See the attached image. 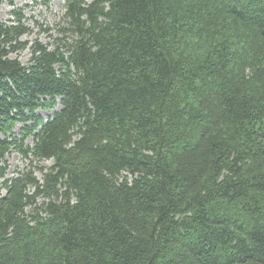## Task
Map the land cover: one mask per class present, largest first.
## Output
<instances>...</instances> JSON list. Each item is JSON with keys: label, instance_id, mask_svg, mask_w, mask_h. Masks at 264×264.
I'll use <instances>...</instances> for the list:
<instances>
[{"label": "trees", "instance_id": "1", "mask_svg": "<svg viewBox=\"0 0 264 264\" xmlns=\"http://www.w3.org/2000/svg\"><path fill=\"white\" fill-rule=\"evenodd\" d=\"M12 14L0 264H264V0H65L52 48Z\"/></svg>", "mask_w": 264, "mask_h": 264}, {"label": "rangeland", "instance_id": "2", "mask_svg": "<svg viewBox=\"0 0 264 264\" xmlns=\"http://www.w3.org/2000/svg\"><path fill=\"white\" fill-rule=\"evenodd\" d=\"M0 21L9 22L13 19L14 14L12 11L21 10L24 25L29 27V33L22 37L23 41H28L29 46L34 40H37L48 47L52 48L55 41L61 34L58 32V24L61 22V18L64 12L65 0H49L48 4H44V0H0ZM17 57L21 63L27 64L30 59V48L19 52L18 54L12 55ZM60 105L52 110H37L44 120H47L49 116H53V113L60 110ZM21 124H17L15 127V134H19ZM27 143L32 145V139L28 138ZM30 159H25L18 152H12L6 157V175L5 178H10L16 176L19 172L25 171L28 168H32L34 175L42 179L43 172L45 169L40 170L39 166H49L51 165V160H46L42 162H37ZM0 180V190L1 193H5V189L1 187ZM41 199H38L40 201Z\"/></svg>", "mask_w": 264, "mask_h": 264}]
</instances>
